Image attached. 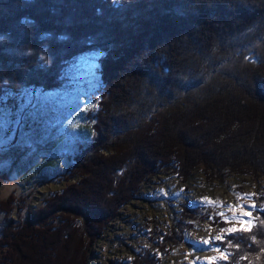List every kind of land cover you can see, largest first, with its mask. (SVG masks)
<instances>
[{"label": "trees", "instance_id": "obj_1", "mask_svg": "<svg viewBox=\"0 0 264 264\" xmlns=\"http://www.w3.org/2000/svg\"><path fill=\"white\" fill-rule=\"evenodd\" d=\"M88 52L100 54L94 121L109 122L111 138L102 150L121 158L102 166L89 196L92 161L76 157L66 180L81 178L56 199L67 192L77 209L51 207L41 220L66 210L82 227L103 228L99 203L112 219L140 184L170 167L184 180L198 166L210 182L264 178V0H0V82L26 79L49 91L64 64ZM184 211L186 219L199 214ZM254 215L252 233L226 237L229 256L216 264H254L253 254L264 264V212ZM4 222L2 237H15Z\"/></svg>", "mask_w": 264, "mask_h": 264}, {"label": "rangeland", "instance_id": "obj_2", "mask_svg": "<svg viewBox=\"0 0 264 264\" xmlns=\"http://www.w3.org/2000/svg\"><path fill=\"white\" fill-rule=\"evenodd\" d=\"M99 58V53L88 52L67 62L49 91L28 87L26 79L0 82V93L7 97L0 103V208L10 211L0 212V243L8 242L0 246V264H208L210 258L221 261L217 247L228 257L221 243L232 235L228 229L239 227L242 211L250 210L247 206L256 198L264 200V178L232 174L223 182H210L198 166L184 180L170 167L140 184L136 196L112 219L107 205L99 203L98 211L106 215L103 228L82 227V218L66 210L38 217L51 207L77 209L69 201L71 194L56 198L80 180L66 179L83 152L92 161L84 178L89 196L102 166L121 158L102 150L111 139L109 122L104 128L99 118L94 121L99 111ZM8 88L19 93L5 92ZM25 89L32 103L22 112L26 101L20 93ZM261 208L264 203L257 212ZM184 209L199 214L186 219ZM28 213L35 222L27 219ZM5 217L12 221L9 230L15 237H2ZM255 217L253 213L254 224ZM32 234L39 241L32 242ZM163 240L168 242L163 245ZM250 257L254 264L263 263L260 256Z\"/></svg>", "mask_w": 264, "mask_h": 264}, {"label": "snow or ice", "instance_id": "obj_3", "mask_svg": "<svg viewBox=\"0 0 264 264\" xmlns=\"http://www.w3.org/2000/svg\"><path fill=\"white\" fill-rule=\"evenodd\" d=\"M116 3L119 2V0H115ZM6 83V82H5ZM21 97L23 98L24 101H26L22 106H21V111L23 112L26 110L29 106H31L32 103V95L31 92L27 89H25L23 92L20 93ZM5 95H0V103H3V101L6 100ZM22 120V117L17 119V124H19ZM247 209L250 210H243L242 211V216L244 219L239 220V227H232L228 229L227 231L229 234H236V233H250L252 232L253 228L256 226L254 224V218H253V213L257 210V205L256 203H253L249 206H247ZM260 211L264 212V208H261ZM217 240H220L221 237L217 236ZM205 245L209 243V241L205 240L203 241ZM215 251L221 253L219 259L220 260H226L227 256L222 252L221 248L217 247L214 249ZM208 264H216V260L214 258H210L208 261Z\"/></svg>", "mask_w": 264, "mask_h": 264}]
</instances>
